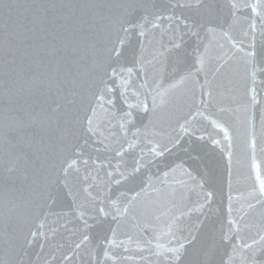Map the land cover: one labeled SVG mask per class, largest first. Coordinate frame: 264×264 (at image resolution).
I'll use <instances>...</instances> for the list:
<instances>
[{"label":"snow or ice","instance_id":"obj_1","mask_svg":"<svg viewBox=\"0 0 264 264\" xmlns=\"http://www.w3.org/2000/svg\"><path fill=\"white\" fill-rule=\"evenodd\" d=\"M0 264H264V0H0Z\"/></svg>","mask_w":264,"mask_h":264}]
</instances>
